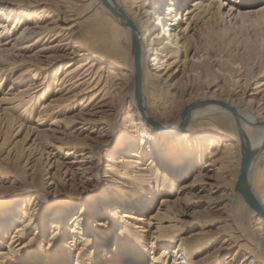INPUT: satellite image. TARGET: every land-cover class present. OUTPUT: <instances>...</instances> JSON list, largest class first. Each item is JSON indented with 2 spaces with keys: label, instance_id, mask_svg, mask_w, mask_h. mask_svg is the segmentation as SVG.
Returning <instances> with one entry per match:
<instances>
[{
  "label": "bare ground",
  "instance_id": "obj_1",
  "mask_svg": "<svg viewBox=\"0 0 264 264\" xmlns=\"http://www.w3.org/2000/svg\"><path fill=\"white\" fill-rule=\"evenodd\" d=\"M6 79L2 160L35 157L48 172L37 179L32 165L31 185L0 195V264H221L231 250L224 264H264V0H0ZM95 128V145L60 150L56 139ZM20 132H33L29 148L10 141ZM36 132H52L54 157L80 159L63 167L68 180L50 175ZM93 182L97 198L77 190ZM204 193L209 211L225 200L229 235L207 253L218 237L189 232L207 222L181 212Z\"/></svg>",
  "mask_w": 264,
  "mask_h": 264
},
{
  "label": "rangeland",
  "instance_id": "obj_2",
  "mask_svg": "<svg viewBox=\"0 0 264 264\" xmlns=\"http://www.w3.org/2000/svg\"><path fill=\"white\" fill-rule=\"evenodd\" d=\"M39 83H40V81L39 80L38 81L36 80V85L35 86L39 85ZM8 85H9V80L7 81V79H6V81H3L2 82V84L0 86V98H1V96H4L3 93H5V91L8 90V88H9ZM54 85H55V80H54V83L52 84V86H54ZM93 85H94V83H93ZM24 86H25V83H22V84H19V83H15L14 84L13 83L12 84V88L15 89V90L14 91H11V92H16L18 89H20V88H22ZM32 93H38L39 94L40 92H37V89H36V90L32 91ZM92 93L93 92H90V93H87L84 96H82L76 102V104H74L73 106H71V108H68V110L66 112H64V113H71V111H73V107L78 106L80 104V102H82L85 99H87ZM3 107L6 108V105H3ZM36 110H39V109H36ZM33 118L35 119L36 116H33ZM100 122H101L100 123L101 127L103 125H105L103 123H106L105 120H103V121L100 120ZM147 122L150 123L149 126L151 128H153L156 131L161 132V134H168V135L170 134V133H168L167 131L164 130L165 129V126H163L159 122L155 121L154 119H148ZM26 124H24V125H26ZM27 126H30V125L27 124ZM33 126H35V125H31L30 127H33ZM48 127H49V122L47 123V125L44 124L43 127H38V129L40 131H42L44 128H48ZM101 127L99 126L98 129H100ZM98 131L99 130H96V128L95 129H87L84 133H82L81 135H78L77 137H74L72 135L71 136H63V137H61V139H56V141L57 142H62V144H61V147L62 148L60 149V150H62V152L64 151V148H70L69 145H67V144L68 143L70 144L72 142H78L79 144L83 142V143H86L87 145L93 146V145H95V143L99 139L104 138V135L105 134L99 135V134H97ZM21 133L22 132H20L19 135L14 136L12 138V140H10V141L11 142H13V141H15V142L20 141V143H21L22 146H25L26 148H29L32 145V142H29V141H30V138L32 137L33 132H31V134H29L27 137H25V135L24 134L22 135ZM50 133H52V132H50ZM50 133H48V135H51ZM42 134L43 133H37V132L35 133V135H38V140H39L38 142H40V147L41 148L45 147V148H43V149H45L44 153L47 154L49 152V150H51V149L48 148L49 145H46V144H49V141H48V143L47 142H44V140H46L48 138V135L46 137V135L43 136ZM2 135H3V133H0V143L1 144L3 142V140H1ZM54 136L59 137V136H62V135L56 133V135H54ZM51 138H52V136H51ZM2 139H4V137ZM8 146H9V144H7L3 148H0V149H2V150H0V158H1L0 160L2 161V162H0V164L3 165L4 167H6L8 169V172H5L6 174L1 175V178L2 179L0 178V195L1 194L2 195L10 194V198H12V195L15 193V191L22 184H24V185H27V184L31 185V183H32V181H31L32 178L30 176L29 177L28 176L25 177V174H23L24 171H25V169L28 170L30 167H32V165H35L36 164L37 168H35L36 167L35 166L34 167V170H36V173L35 174L37 176L36 177L37 179H40L41 176H43L48 169H47V166L42 165V162L41 161L39 162V164L38 163H34L35 162L34 160L37 159L35 157L31 158L29 161L27 159H24L22 161V163H19V161H16V159L14 157H10L8 159L2 160L4 157H2L1 154H4V152L6 150L5 148H7ZM65 152H67V151H65ZM69 153H71V154L68 155V156L56 155L55 157L51 153H48V155H51L48 158V165H49V167L50 166L52 167V168H49V170L51 169L50 170L51 171L50 175L53 174L56 170H58L57 171V174H58L59 177L56 178L58 180V182H61L63 179H65V181L69 179V176H65V175L60 176V174L63 173V171H65L63 169V167H66L67 168V165L70 166V165H74L76 163H81V162H77L80 159H77V161H75V163H74L72 151L69 150ZM28 154H30V151H28ZM46 154L44 155L45 157L42 158V161H44L45 163H46V159L45 158L47 157ZM30 161H32L33 164L30 165ZM50 162H52V163H50ZM142 164H143L142 166H144V167L147 166L146 159L143 160ZM86 166H88V165H86ZM60 171H62V172H60ZM31 172L32 171H30L29 174ZM17 173H19V175L21 177L23 176L25 181L24 180L17 179L18 178L17 177ZM50 175H49V177H50ZM36 178H34V179H36ZM45 179H46V176H45ZM183 181L184 180L180 181L179 183H181ZM104 182H106V181H104ZM93 184H94V182L93 183H90L88 185H85L83 188H78L77 190L78 191H81L82 193H84L85 195H87L86 197H91L92 195H95L96 198H97L99 195L98 194H95V193H92L93 190H94V187H92ZM60 186L61 187L64 186V188L66 187V189H64V191H67L68 184L63 185V183H61ZM203 196L204 197H203V200L202 201H199L196 204H193L191 206H183L182 209H181V212L184 213V216H183L184 219H188V220H192L193 219L196 224H200V223H202L204 221L207 222V224H205L204 227L195 226V225H193V223L190 224L189 225V227H190L189 232L201 231L202 233L203 232L204 233L205 232H207V233H213L215 236L218 237V239L215 242V244L212 247H210L209 250H207L205 252V253H207V252L211 251L212 249H214L217 246L220 247L222 245V243L229 238L228 237L229 235H228L227 232L224 233L223 230H220L221 229V228H219L221 226L220 219H221V217H222L223 214H222V211H217L218 208H222L223 207V205L225 204V200L224 201L220 200L219 202H217V205L218 206L213 211H209L207 209V202L206 201L210 198V195H208V193H204ZM157 207H158V199L157 200H154V204L152 206V209L149 210L147 212V214H146V219L149 217V215L153 214L156 211ZM152 230H154V228ZM226 252H228V254L221 259V264L226 263V261H228V259H230L232 256L233 257L236 256L235 250L226 251ZM242 260H243V256L242 255H239L238 256L237 263L242 262ZM7 264H11V263H7Z\"/></svg>",
  "mask_w": 264,
  "mask_h": 264
},
{
  "label": "water",
  "instance_id": "obj_3",
  "mask_svg": "<svg viewBox=\"0 0 264 264\" xmlns=\"http://www.w3.org/2000/svg\"><path fill=\"white\" fill-rule=\"evenodd\" d=\"M136 92H137V95L138 97L140 96V90H141V84L139 82V79H136ZM247 162L244 163L243 165V168H242V174H241V177L239 179V184L244 180V177H245V172H246V169H247ZM238 190L240 192H242L245 200H248V202L250 203V205H252L254 208H256L258 211L260 210V207L258 206L257 202L254 200L253 196L251 195V193L248 191L247 188H241L240 185H238Z\"/></svg>",
  "mask_w": 264,
  "mask_h": 264
}]
</instances>
